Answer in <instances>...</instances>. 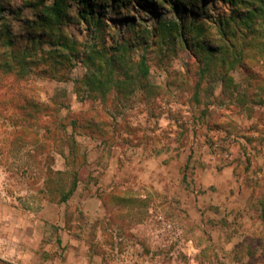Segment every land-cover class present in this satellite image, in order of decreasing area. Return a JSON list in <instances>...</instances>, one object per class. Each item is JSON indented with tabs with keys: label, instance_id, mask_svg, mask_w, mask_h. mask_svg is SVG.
I'll return each instance as SVG.
<instances>
[{
	"label": "rangeland",
	"instance_id": "1",
	"mask_svg": "<svg viewBox=\"0 0 264 264\" xmlns=\"http://www.w3.org/2000/svg\"><path fill=\"white\" fill-rule=\"evenodd\" d=\"M92 1L63 0L61 31L80 43L77 56L95 61V51L126 42L125 54L147 62L160 93L149 102L131 94L114 141L74 129L69 118L97 104L80 82L92 60L62 65L48 55L53 38L41 34L50 24L38 19L53 0H0V62L9 58L3 50L30 56L24 69L0 63V264H264V104L240 111L213 103L212 115L199 118L191 94L176 85L196 68L178 42L180 27L155 38L159 21L176 20L175 5L183 17L192 10L201 18L243 5ZM220 88L215 83L216 95ZM60 120L75 135L72 154L59 140ZM74 173L77 188L64 200Z\"/></svg>",
	"mask_w": 264,
	"mask_h": 264
},
{
	"label": "trees",
	"instance_id": "2",
	"mask_svg": "<svg viewBox=\"0 0 264 264\" xmlns=\"http://www.w3.org/2000/svg\"><path fill=\"white\" fill-rule=\"evenodd\" d=\"M81 1H85L89 7L94 4L92 0ZM226 1L233 4L235 8L238 4L243 5V8H237L234 15L218 18L199 12V15L203 16L201 18L191 13L192 10L183 17L175 5L176 20L164 21L160 18V27L155 32V38H161L168 35V32L174 28L180 27L177 33L178 42L192 52L196 60V68L193 70L189 68L185 80L176 85L191 94L190 100L194 110L202 119L212 115L213 110L209 106L213 103L235 107L240 111L251 104H264V27L262 26L264 20L260 18L264 15V0ZM63 6V0H53V3L45 7L39 15L38 20L42 24H50L48 32L41 35L47 37L49 35L51 39L53 38L51 43L55 47L46 54L51 55L50 57L56 59L57 64L62 65L76 58L83 61L92 60L89 65H86L87 71L80 82L89 87L86 92H91V98L97 102L89 111H81L76 118L70 117L69 123L74 129L82 128L86 130V133L101 138V141H114L120 131L117 115L123 114L126 105L131 102V94L139 90L140 100L149 102V99H154L160 91L148 80L147 62L144 59L133 60L125 54L130 46L126 42L116 44L109 50L103 48L101 51H95L98 53L95 61L93 55L92 57L77 56L82 52L79 49L80 43L61 31L60 23L67 19ZM96 14L99 13L96 12ZM191 15H193L191 28L194 30L192 38L186 34L188 29L186 21ZM62 16L65 17L64 20ZM79 18L88 20L86 10L79 11ZM99 21L97 19L95 23L98 24ZM200 23L203 24V28L199 27ZM34 36L31 39L41 38L39 35ZM13 41L12 37H8L5 43L13 44ZM27 52L29 49L26 47L24 53ZM6 53L9 56L8 60L0 62L6 69H14L16 64H18L17 67L21 64V69L25 68L30 59L28 55L20 57L19 51L3 50L2 54ZM233 70H244L252 78L243 76L240 80H236ZM217 82L221 84L219 95L215 94ZM59 124L61 127L59 140L61 143H68L69 153L72 154L75 135L67 131V125L65 126L63 120H60ZM73 183V187L62 196L64 200L68 199L77 188L76 174Z\"/></svg>",
	"mask_w": 264,
	"mask_h": 264
},
{
	"label": "crops",
	"instance_id": "3",
	"mask_svg": "<svg viewBox=\"0 0 264 264\" xmlns=\"http://www.w3.org/2000/svg\"><path fill=\"white\" fill-rule=\"evenodd\" d=\"M68 237H69V240L71 241V242H73L74 244H79V245H81V243L83 242L84 244H85V242H86V240L84 239V240H82L81 239V237L78 235V234H76V233H71V232H69L68 231ZM83 254L84 255H87V251H88V248L87 247H83ZM73 252H77V253H79L80 252V249L79 248H73ZM82 252V251H81ZM80 252V253H81ZM13 262H15V263H19V262H17L16 260H12Z\"/></svg>",
	"mask_w": 264,
	"mask_h": 264
},
{
	"label": "built area",
	"instance_id": "4",
	"mask_svg": "<svg viewBox=\"0 0 264 264\" xmlns=\"http://www.w3.org/2000/svg\"><path fill=\"white\" fill-rule=\"evenodd\" d=\"M5 255H6V254H5L4 252L0 253V256H1V257H5Z\"/></svg>",
	"mask_w": 264,
	"mask_h": 264
}]
</instances>
